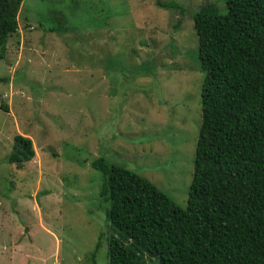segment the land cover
Masks as SVG:
<instances>
[{
  "label": "rangeland",
  "instance_id": "rangeland-1",
  "mask_svg": "<svg viewBox=\"0 0 264 264\" xmlns=\"http://www.w3.org/2000/svg\"><path fill=\"white\" fill-rule=\"evenodd\" d=\"M207 3L225 13L224 0H22L0 59V264H107L98 157L185 208L203 78L191 16ZM15 135L34 152L18 169Z\"/></svg>",
  "mask_w": 264,
  "mask_h": 264
},
{
  "label": "trees",
  "instance_id": "trees-1",
  "mask_svg": "<svg viewBox=\"0 0 264 264\" xmlns=\"http://www.w3.org/2000/svg\"><path fill=\"white\" fill-rule=\"evenodd\" d=\"M21 2L0 0V59ZM224 7L220 15L207 3L191 16L203 78L185 208L102 157L89 164L107 204V264H264V0ZM33 155L31 141L15 135L5 159L18 169Z\"/></svg>",
  "mask_w": 264,
  "mask_h": 264
}]
</instances>
